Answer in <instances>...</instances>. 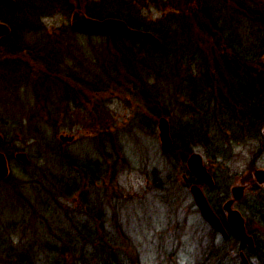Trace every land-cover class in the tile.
I'll list each match as a JSON object with an SVG mask.
<instances>
[{"label":"rangeland","instance_id":"rangeland-1","mask_svg":"<svg viewBox=\"0 0 264 264\" xmlns=\"http://www.w3.org/2000/svg\"><path fill=\"white\" fill-rule=\"evenodd\" d=\"M206 1L211 3L206 12L218 16L219 22L226 26L230 34L250 40L254 30L257 31L262 26L254 14L264 15V0ZM204 2L205 0H138L136 4L152 24L169 23V16L174 13L178 15L180 23L197 40L205 59L212 61L221 54L223 41L222 36L210 26L211 21L202 14ZM73 12L55 13L43 18L47 31L38 36H29V33V37L24 40L26 50L21 53L3 54L4 49L0 48V75L6 76L12 70L10 75L18 77L25 71L22 64L42 68L41 75L45 66L40 59L33 58V55L38 57L35 54L42 55L49 49L57 48L62 53L57 56L62 61L59 65L63 70L61 83L69 85L68 89H74V81L69 82L68 77L75 78V73L85 76L83 78L86 80L94 74L106 76L103 67L114 65L111 61H116L117 53L109 48L110 44L105 38L107 35L69 34L67 28H71ZM176 26L178 25L174 27ZM262 28L261 34L264 35V26ZM41 50L43 51L40 52ZM143 56L141 52L139 57ZM138 60L134 58L130 63L132 69L139 66L137 69L143 70L138 80H125L123 83L118 79L119 72L114 70L109 82L104 81V85L100 83L102 89L96 92L93 85L85 87V90L77 94L78 101L72 102L73 105H66L63 101L55 102V96L58 95L56 92L61 88H54L50 97L39 84L18 83L12 86L5 76H0V132L7 138L6 145L1 149H6L10 154L11 167L10 177L0 178V232L8 242L27 246L37 237L40 244L46 239L49 226L55 228L60 224L67 227L73 216L101 233L106 229L111 233L122 225L121 229L126 234V237H120L124 240L123 250L125 255L131 256L132 264H207L205 257L210 245H218L221 241L220 235L214 234L202 217L192 196L191 186L182 184L191 173L187 166L190 154L199 152L203 156L204 164L218 186L213 191L209 190L210 186L198 178L191 185L200 184L207 197L211 195L220 202L225 216L227 214L223 205L233 198L234 186H244V196L257 186H264V183L260 184L255 178V171L264 169V126L262 143L250 141L234 144L227 152L215 157L208 154L203 146H195L189 151L179 147L171 156L163 153L159 118L165 116L179 128V123L189 116L183 111L189 110L190 104L183 100L178 93L180 89L177 90L176 87L178 81L180 83L177 85L185 84L182 75L187 76L186 64L173 66L174 73L170 77L173 78L172 81L169 78L163 81L159 79L157 83L152 72L142 69ZM110 68L113 70L117 67ZM203 68L211 70L210 66L205 65ZM30 74L32 77L33 74ZM94 92L97 93L95 96ZM50 99L61 110L59 115L50 112L48 116L44 110L51 106ZM158 109L160 115L153 114ZM67 111L69 115L66 114ZM65 115L69 117L64 118ZM57 127L60 128L56 129ZM103 128H107L108 133L112 131L115 134L113 136L116 143V147L112 148L114 141L109 140L108 148L106 144L104 148H107V152L108 149L112 151L115 156L116 152L119 155L113 157L112 178L108 177L105 181L100 179L91 185V191H87V196L93 198L88 204L92 207L97 201L95 205L100 206L103 212L96 220L91 208L84 205L81 197L77 196L78 193L74 192L73 199L58 198L57 191L50 192V189L52 182H57L56 176L61 179V185L65 182L73 184L74 178L72 180L65 176L70 167L68 161L86 162L89 158L96 157L98 147L93 137L95 132ZM61 134H74L75 139L62 142L60 147L57 140ZM18 150L27 152L30 164L23 165L16 160L14 154ZM152 171H157V174L154 175ZM64 176L65 179H62ZM77 181L80 192L89 189L86 187L89 186L88 179L80 177ZM244 203L242 200L235 201L234 207L242 212L240 205L244 206ZM80 205L86 208L82 210ZM34 207L38 209L34 210ZM67 214L71 217L68 218ZM242 214L244 215L243 212ZM9 221H15L17 227L14 228L17 232L13 228H6ZM251 224L252 228L257 229L255 221ZM233 251L235 253L234 249ZM238 258V261L230 258L231 264H241L242 258ZM40 261L44 264L45 258H40ZM250 261L257 263L254 257Z\"/></svg>","mask_w":264,"mask_h":264},{"label":"trees","instance_id":"trees-1","mask_svg":"<svg viewBox=\"0 0 264 264\" xmlns=\"http://www.w3.org/2000/svg\"><path fill=\"white\" fill-rule=\"evenodd\" d=\"M137 2L138 0H16L15 5H8L0 1V17L11 27V35L4 39L5 43L0 48L4 49L3 54L8 55H15L26 50L25 38L32 35L38 36L47 31L42 19L55 13L69 14L75 9L82 8L91 17L123 19L133 28L153 32L161 43L155 45L128 34L107 35L105 38L110 44L109 48L117 53L118 58L116 61H111V64L114 65H110V67L116 66V69L113 68L112 70L108 65H101L104 66L106 76L94 74L87 77L86 80L83 78L85 76L75 73L76 79L74 76H72L73 78L68 77L69 82L74 81L72 83L74 89H68L70 88L69 85L65 86L61 83L63 70L60 69L59 65L62 61H59L57 56L62 55V53H59L57 48L49 49L47 52L41 53L42 55L35 54L38 57L33 55V58L40 59L45 66L41 75L42 68L37 69L33 65L18 64L27 66L29 72L33 74L31 77L33 78L32 85L39 84L44 93L50 97L54 88H61L59 92H56L59 96L56 95L57 99H54L57 100L56 103L63 101L66 105L76 103L78 101L76 100L77 94L85 90V87L88 88L89 85H93L92 88L96 92L102 89L101 84L104 85V81L109 82L112 78L110 74L114 70L119 72L120 77L118 76V79L122 80L123 83L125 80L127 82H129L128 80H138L143 70L137 69L139 66L135 69L130 67L134 58L139 59L138 62L142 69H148L152 72L151 74L154 75L157 83L159 79L163 81L169 78L172 81L173 78L170 77L174 73L173 66L186 64L187 76L182 75L185 84L177 85L180 83L178 81L176 87L177 90L180 89L178 93L183 100L190 104L189 110L183 111L189 116L179 123V128L170 123L174 145L170 152H162L171 156L179 147L189 151L195 146H203L207 149L208 154L215 157L219 153L227 152L234 144L250 141L262 143L261 135L264 126V35L261 33L262 26H264V15L254 14L262 26L257 31L254 30V39L244 40L237 34L228 33L226 26L219 22L218 16L206 12L207 8L211 7V3L205 0V8L202 14L211 21L210 26L215 32H218L219 36H222L223 41L221 54L213 58L212 61H208L199 50L197 40L191 37L188 28L177 19L179 18L178 15H174V13L169 16V20L167 19L169 23L152 24L146 20V16L137 6ZM173 24L178 26L175 28ZM67 31L69 34H76L72 27H68ZM28 34L29 36H27ZM141 52L144 55L142 58L139 57ZM208 62L209 64H207ZM205 65L211 67L213 74H211L210 68H203ZM196 73L198 74L193 76ZM34 78L37 79L34 80ZM105 86L104 89H106ZM207 89L210 92L206 93ZM96 92L93 93L94 96L97 94ZM49 101L51 103V106L47 108L49 111L45 109L46 107L44 108L47 115L49 116L50 112L59 115L61 110L56 107L57 104L52 99ZM66 114L69 115V112L67 111ZM153 114H159V109ZM67 117L69 116H64V118ZM58 128L60 127L56 129ZM113 135L115 134L112 131L108 133L107 128L95 132L93 140L98 147L96 157L89 158L86 162L68 161L70 167L64 175L66 178H72V180L74 178L73 184L65 182L61 185V179L56 176L57 182H52L51 189L48 188L50 192L57 191L58 198L73 199L75 193H78L77 196L81 197L84 205L91 208V213L96 220L103 212L100 206L95 205L97 201L93 203L92 207L88 204L93 198L87 196V191H91V185L100 179L105 181L108 177L112 178L113 157L115 155L109 149L107 152V148L109 140L110 142L114 141L111 144L112 148L116 145ZM6 141L7 138L0 144V150L10 155L5 151L6 149H1L6 145ZM57 142L61 147L63 141L58 138ZM105 144L107 148H104ZM13 154L11 153V156L15 155ZM115 154V157H118L119 154L117 152ZM73 172H75L74 176H71ZM152 173L156 175L157 171H152ZM65 176L62 179H65ZM80 177L89 180L87 183L89 186H86L89 189H85V192L78 190L80 184L77 180ZM188 177L189 181L184 179L182 183L184 186H190L191 183L196 182V177L192 173ZM217 186L216 182L209 187V190L213 191L217 189ZM208 198L222 219L228 235L227 237L222 236L219 231L207 223L214 234L220 235L219 241L221 243L210 245L205 262L207 264H231L230 258H235L238 261V257L241 258L238 253L244 252L249 259L252 257L257 259V263L254 264H264V186H257V188L252 189L242 198V201H245L244 206L240 205L245 216L247 231L254 238V248L243 243L231 229L220 202L218 203L211 195H208ZM80 208L83 210L86 207L80 205ZM36 209L34 207V210ZM85 214H88V210ZM66 216L71 217L68 214ZM254 221L257 224V229L252 228L251 223ZM14 222L9 221L5 225L6 228L15 230L14 227L17 225ZM122 227L119 225L116 231L110 233L106 229L108 231L103 230L101 233L95 231L93 226L80 222L72 216L67 227L60 226V224H57L55 228L49 226L44 241L38 244L37 237H34L32 243L27 246L8 242L3 233L0 232V264H41L40 258H45L44 264H132L131 256L125 255L123 250L122 243L124 240L120 237L122 235L126 237V234L122 231ZM240 262L243 264L242 259ZM193 264H197V262Z\"/></svg>","mask_w":264,"mask_h":264},{"label":"water","instance_id":"water-1","mask_svg":"<svg viewBox=\"0 0 264 264\" xmlns=\"http://www.w3.org/2000/svg\"><path fill=\"white\" fill-rule=\"evenodd\" d=\"M9 5H15L16 0H0ZM72 28L85 34L94 35H116L129 34L133 37H140L155 45H160V39L151 31L140 30L131 27L125 20L116 17L95 18L85 14L81 9H75L71 18ZM11 32L10 26L0 19V36ZM159 135L161 140V149L163 152H170L174 145V140L171 134V125L167 117L162 116L158 122ZM60 139L63 141H72L74 135L61 134ZM4 140V136L0 132V143ZM17 159L25 164L30 162V158L25 151H18L16 153ZM187 166L189 171L199 178L204 184L208 186L214 185V178L212 173L204 164L203 156L199 152H193L187 159ZM8 158L4 152L0 151V175L6 177L9 174ZM255 178L260 184L264 183V169H257L255 171ZM188 180L187 177H185ZM194 201L202 215V217L211 225L212 228L219 231L224 237H227L228 231L220 218L212 207L208 197L203 191L200 184H192L190 187ZM244 186H234L232 189L233 198L228 199L223 207L226 211V219L231 229L240 237L243 243L249 247L254 248L255 242L252 235L247 231L246 220L242 212L234 207V202L241 200L244 196ZM243 264H253L244 252L240 253Z\"/></svg>","mask_w":264,"mask_h":264},{"label":"flooded vegetation","instance_id":"flooded-vegetation-1","mask_svg":"<svg viewBox=\"0 0 264 264\" xmlns=\"http://www.w3.org/2000/svg\"><path fill=\"white\" fill-rule=\"evenodd\" d=\"M78 34V33H77ZM11 35V32L10 33H8V34H5V35H2V36H0V45H2V44H4L5 43V38L6 37H8V36H10ZM24 67V73H20L19 74V76L18 77H16V76H11L10 74L12 73V70H10L8 73L9 74H6V76L5 75H0V76H2V77H4L5 76V78L6 79H8L9 80V83L10 84H12V86H15L16 84H25V85H30V84H33V81H32V79H30L31 78V74L29 73V69H27V66H23ZM3 74V73H2ZM22 78V79H21ZM24 79V80H23ZM74 135V134H73ZM75 136V135H74ZM1 144V143H0ZM1 152H4V151H2V150H0ZM18 151H22V150H18ZM18 151H15V155H16V153L18 152ZM5 153V155L7 156V158H8V163H9V170H10V175H11V167H10V159H9V155L6 153V152H4ZM17 160V159H16ZM17 161H19V160H17ZM20 162V161H19ZM21 163V162H20ZM22 164V163H21ZM24 165V164H23ZM10 175H8V176H6V177H2L1 175H0V178H2V179H8L9 177H10ZM185 181H189V178H188V180H185Z\"/></svg>","mask_w":264,"mask_h":264}]
</instances>
